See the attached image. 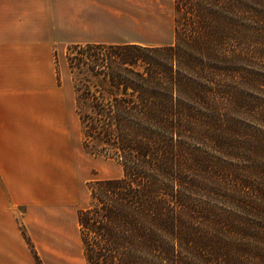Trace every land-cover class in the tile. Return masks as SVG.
<instances>
[{
    "label": "trees",
    "instance_id": "16d2710c",
    "mask_svg": "<svg viewBox=\"0 0 264 264\" xmlns=\"http://www.w3.org/2000/svg\"><path fill=\"white\" fill-rule=\"evenodd\" d=\"M173 7L168 44L67 47L83 148L123 170L77 211L85 264H264V0Z\"/></svg>",
    "mask_w": 264,
    "mask_h": 264
},
{
    "label": "crops",
    "instance_id": "0c3cea01",
    "mask_svg": "<svg viewBox=\"0 0 264 264\" xmlns=\"http://www.w3.org/2000/svg\"><path fill=\"white\" fill-rule=\"evenodd\" d=\"M129 29L130 18L124 20L114 0H0V264H38L24 232L44 262L62 259L72 239L76 264H85L79 178L63 163L65 150L59 153V112L43 110L53 98L34 89L28 95L27 56L88 42L169 43L163 36L139 39ZM44 245L52 246L51 257L42 256Z\"/></svg>",
    "mask_w": 264,
    "mask_h": 264
},
{
    "label": "rangeland",
    "instance_id": "374dc122",
    "mask_svg": "<svg viewBox=\"0 0 264 264\" xmlns=\"http://www.w3.org/2000/svg\"><path fill=\"white\" fill-rule=\"evenodd\" d=\"M114 3L117 9L122 10L124 20L130 18L129 30L135 37L151 41L157 36H163L167 42H172L175 17L173 0H114ZM67 47L58 49L52 54L27 56L26 87L28 95L29 90L34 89L33 93L38 97L41 96L47 100L51 96L54 100L46 103L43 110L54 109L59 112V153L62 154L64 149L66 160L63 163H66L68 169L72 166L76 168V178H79L77 205L83 208L88 204L90 186L94 181L121 176L123 170L114 159L104 155L90 154L83 148L81 123L76 113L72 73L66 58ZM31 58L34 59L33 70ZM20 71L23 72L22 66ZM32 79L35 87L31 85ZM257 94L264 97V93ZM52 147H54V140H52ZM54 163L62 164L61 160L60 162L54 161ZM195 199L200 203L204 201L212 205L222 204L217 197L209 195L200 194ZM77 249L76 243L70 239L64 246L63 251L66 255L60 254L62 259L54 264H76ZM35 251L40 264H48L40 258L37 250ZM41 252L44 258H48L54 250L52 246L44 245L41 246ZM36 261H38L37 258Z\"/></svg>",
    "mask_w": 264,
    "mask_h": 264
}]
</instances>
